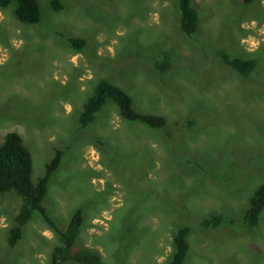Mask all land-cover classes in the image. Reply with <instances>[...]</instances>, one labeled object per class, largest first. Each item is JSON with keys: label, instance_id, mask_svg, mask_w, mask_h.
<instances>
[{"label": "rangeland", "instance_id": "rangeland-1", "mask_svg": "<svg viewBox=\"0 0 264 264\" xmlns=\"http://www.w3.org/2000/svg\"><path fill=\"white\" fill-rule=\"evenodd\" d=\"M61 1L55 11L39 0L34 24L16 18L14 3L0 8V136H23L35 182L64 149L43 205L61 228L82 208L73 251L91 248L105 264H168L174 233L187 224L184 264H264V211L253 229L243 224L264 182V0H191L199 13L191 39L178 0ZM220 49L255 58V71L242 77ZM164 52L173 66L161 73L151 58ZM102 76L136 109L165 115L166 126L128 121L109 100L78 129ZM21 203L16 192L0 194V264H53L60 238L39 212L8 245ZM212 214L227 222L200 225Z\"/></svg>", "mask_w": 264, "mask_h": 264}, {"label": "trees", "instance_id": "trees-1", "mask_svg": "<svg viewBox=\"0 0 264 264\" xmlns=\"http://www.w3.org/2000/svg\"><path fill=\"white\" fill-rule=\"evenodd\" d=\"M251 4L253 0H242ZM53 10L60 11L64 4L61 0H49ZM14 3L13 13L25 24H34L42 19L39 0H0V8ZM179 27L189 39L195 34L199 25V13L191 0H178ZM68 43L76 49H82L87 41L81 37L69 36ZM216 56L237 71L242 77H249L257 67L255 58L232 55L227 50L215 51ZM155 69L161 73L170 71L173 66L171 55L164 52L155 59L151 58ZM93 93L85 100L77 117L78 129L86 128L96 119L97 113L111 100L117 106L122 117L128 121L140 122L148 127L162 129L167 124V118L162 114H154L138 110L133 105V99L123 87L108 77H99ZM194 121H189V125ZM64 149H56L54 156L46 163L45 173L35 182L32 178L33 159L30 149L26 146L23 136L16 131H8L3 138L0 136V194L16 192L22 199L19 211L14 217V224L9 228L7 243L10 247L17 244L23 234V226L28 223L35 212H39L46 223L60 238L52 251V263L74 262L76 264H105L101 255L91 248L73 251V246L83 223V210L77 208L66 228H61L55 219L46 211L43 201L48 193L49 182L62 161ZM264 211V182L259 184L243 213V224L249 229L258 225ZM227 220L221 214L207 215L200 225L216 227ZM190 225L178 227L173 236L174 251L168 264H184L190 250L188 235Z\"/></svg>", "mask_w": 264, "mask_h": 264}]
</instances>
